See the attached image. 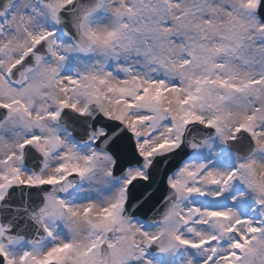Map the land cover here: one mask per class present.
Segmentation results:
<instances>
[{
  "label": "snow or ice",
  "instance_id": "obj_1",
  "mask_svg": "<svg viewBox=\"0 0 264 264\" xmlns=\"http://www.w3.org/2000/svg\"><path fill=\"white\" fill-rule=\"evenodd\" d=\"M0 264H264V0H0Z\"/></svg>",
  "mask_w": 264,
  "mask_h": 264
}]
</instances>
